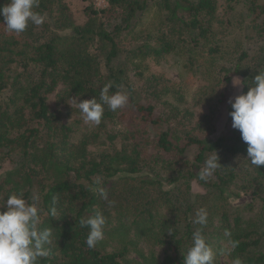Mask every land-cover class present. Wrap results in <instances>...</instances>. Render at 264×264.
Listing matches in <instances>:
<instances>
[{"label":"trees","instance_id":"obj_1","mask_svg":"<svg viewBox=\"0 0 264 264\" xmlns=\"http://www.w3.org/2000/svg\"><path fill=\"white\" fill-rule=\"evenodd\" d=\"M219 1L106 0L101 10L85 7L76 23L66 0H39L34 11L44 22L20 34L0 17V206L22 192L29 203L38 196L47 213L58 200L57 217L43 214L38 225L51 227L54 239L37 264H183L201 207L212 248L228 244V229L238 242L233 258L264 264V165L244 160L231 107L224 133L214 137L232 78L244 82L241 95L264 72V0ZM169 56L182 58H175L179 82L146 68ZM109 82V95L124 89L127 104L116 112L105 106L101 124L73 141L76 130L49 96L68 108L72 98L99 100ZM214 152L221 167L201 180ZM97 178L114 205L96 193ZM243 196L250 202L240 212L258 205L260 214L243 220L232 209ZM96 211L106 217L104 239L90 249L79 222ZM112 222L124 233L110 237L118 230ZM131 231L142 241L129 240Z\"/></svg>","mask_w":264,"mask_h":264},{"label":"clouds","instance_id":"obj_2","mask_svg":"<svg viewBox=\"0 0 264 264\" xmlns=\"http://www.w3.org/2000/svg\"><path fill=\"white\" fill-rule=\"evenodd\" d=\"M39 7V0H7V3L0 5V17L3 18V25L9 33H23L29 23L41 25L45 17L34 11ZM239 78L232 81L233 87L241 86ZM111 82L104 85L100 90V97L97 100L93 97L89 100L77 101L72 98L75 107L79 110L83 121L86 124L99 126L104 116L105 106L108 110L116 112L123 108L128 102V96L117 91L109 95L112 88ZM231 127L238 130L242 142L246 145V160L249 165L256 169L264 165V72L256 75L245 94L230 98ZM221 166L218 157L214 155L205 161L204 168L200 173V179L210 178ZM96 193L100 199L108 202L109 206L114 205V201L109 200L108 190L101 186V178L95 181ZM38 196L32 197L29 203L23 193L10 194L3 200L0 206V264H37L38 259L46 258L50 255L51 248L48 247L53 242V229L51 227H38L43 214L55 218L58 215V200L53 198L51 207L44 213L37 206ZM209 213L204 207L199 208L192 220L193 225H198L192 232L191 246L183 256V264H215V256L211 245L208 243L203 229L208 224ZM81 228H88L86 238L87 246L95 248L104 239V227L106 217L96 211L87 218L80 220ZM224 236L227 239L228 247L223 249V254L231 256L238 247V242L231 239V232L225 229ZM232 264H243L238 256L232 259Z\"/></svg>","mask_w":264,"mask_h":264},{"label":"rangeland","instance_id":"obj_3","mask_svg":"<svg viewBox=\"0 0 264 264\" xmlns=\"http://www.w3.org/2000/svg\"><path fill=\"white\" fill-rule=\"evenodd\" d=\"M66 3L68 4L70 10L72 11L73 14V18L75 20L76 23H82L83 22V9L89 5H92L95 9L97 10H101L103 8H105L106 4L104 6L98 7L96 0H66ZM220 4H222V0L219 1ZM243 23H245V18L244 20H241ZM242 26V24H241ZM237 34L238 35V31L234 32V35ZM239 36H242V32L239 33ZM248 37H252L251 35H249ZM179 57V56H178ZM166 57L164 59L161 60H149L148 62H146V68L148 70L149 73L151 74H157L160 75L162 77H164L165 79H168L172 82H179L181 77H180V70H179V66L176 64L175 62V58H177V60L179 62H181L182 58L181 57ZM234 78H239V77H234ZM230 81L229 87H228V96H227V101L220 106L219 108V115H218V119H217V123H216V130H215V135L214 137L220 136L221 134L224 133L225 131V127L226 125H228V119H227V111L230 107V104L228 103L230 98H233L237 95H240L241 93V86L238 87H233L232 86V81L233 79ZM241 80V78H239ZM123 94H125V90H122ZM55 96L56 93H53L52 95L49 96V104L52 108H55L57 110H59L61 112L62 115V121L66 124L71 125L75 130V136H74V140L73 141H78L80 139V137L84 134H89L90 132L95 130V126L90 125V124H86L81 115L79 110L75 107L73 101H70L68 103V108H65L64 106H55ZM99 148H95L93 149V151H98ZM196 154V148L195 147H191L189 148L186 153H185V158L188 159L189 161H192L195 157ZM250 200L243 196L239 199H235L231 201V207L232 209L235 210H242V208L247 207V204H249ZM256 214H260L259 212V207L258 205H253V211H241L240 212V216L242 217L243 220H248V219H252L253 216H255ZM113 226H115V222H112ZM111 224V225H112ZM117 227V233L115 232V230L111 231L110 229V237L113 236L115 234V236L117 235H121L124 233V231L126 230V228H120V225H116L115 227H113L114 229H116ZM127 238L131 241L134 242H138L142 241L141 239H139L138 237H136V235L134 234V231H131L130 234L128 235L127 233ZM229 245L225 242L220 240L217 244H215L213 246V250L216 253L215 256V264H232V255L231 256H226L223 254V249L227 248ZM262 251L264 252V245L262 248ZM155 252H157V250H155ZM143 253L145 255H149V247L147 245H144L143 247ZM158 253V252H157ZM158 255H160V253H158ZM137 257V256H136ZM160 258V256H159Z\"/></svg>","mask_w":264,"mask_h":264},{"label":"built area","instance_id":"obj_4","mask_svg":"<svg viewBox=\"0 0 264 264\" xmlns=\"http://www.w3.org/2000/svg\"><path fill=\"white\" fill-rule=\"evenodd\" d=\"M96 3H97V6L99 7L100 6V4H101V7L100 8H102V6H104L105 4H106V0H96Z\"/></svg>","mask_w":264,"mask_h":264}]
</instances>
